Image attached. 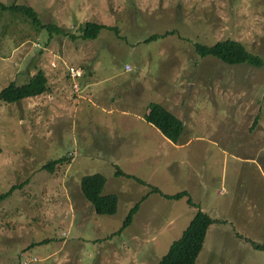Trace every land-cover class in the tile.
I'll list each match as a JSON object with an SVG mask.
<instances>
[{
	"label": "rangeland",
	"instance_id": "1",
	"mask_svg": "<svg viewBox=\"0 0 264 264\" xmlns=\"http://www.w3.org/2000/svg\"><path fill=\"white\" fill-rule=\"evenodd\" d=\"M0 1L28 4L44 23L54 22L66 31L50 35L46 29L39 30L30 17L0 10V89L11 81L27 83L39 69L45 74L51 69L49 78L57 73L62 79L61 85L49 86L50 92L42 95L14 102L0 100V194L22 184L0 201V264H24L32 256L39 260L31 264H136V253L147 252L151 244L158 260L188 226L196 209L186 203L187 197L166 199L152 192V186L164 194L187 188L198 204L223 205L219 209L223 215L235 208L234 222L227 226L243 221L262 224L264 62L259 66L226 64L213 56H198L194 45L230 38L264 61V0ZM86 21L116 25L119 34L105 29L96 39H83L79 27ZM169 30L174 33L145 42L151 34ZM95 56L100 71L107 74L109 70L117 78H138L135 90L141 92L142 87L148 99L170 105L185 126L181 133L183 140L188 139L185 144L173 147L160 133L151 138V127L141 123L135 127L137 143L131 142L128 150L130 144L125 149L121 145L122 150L115 152L119 144L113 133L118 121L99 120L107 118L106 113L66 86L67 66L85 68ZM126 64L134 69L126 71ZM111 86L113 82L106 81L90 88L94 92ZM80 100L91 107L87 122L81 110L72 117L77 110L74 104ZM93 114L100 118L96 120ZM97 131L105 132V141L94 139L95 134L87 136ZM80 136L85 145L89 141L88 149L80 145ZM107 147L111 151L96 150ZM69 151L73 158L59 164L55 172L42 168L49 160L68 156ZM117 166L146 184L139 186L134 179L116 176ZM96 172L106 176L107 189L111 191L109 184L119 190L115 216L96 215L78 189L80 176ZM140 187L149 196L133 224L114 238L120 244L115 253L106 241L93 242L120 230ZM45 197L60 198L64 207L59 199L47 202ZM218 216L222 217L219 212ZM136 236L142 238L139 249L140 242L133 241ZM204 239L209 241V236ZM231 239L229 245L238 248L241 241ZM215 247V239L211 248L206 243L197 264H222L223 255L216 254ZM250 247L248 255L264 257ZM202 253L205 262L200 261ZM228 264L241 261L236 258Z\"/></svg>",
	"mask_w": 264,
	"mask_h": 264
},
{
	"label": "trees",
	"instance_id": "2",
	"mask_svg": "<svg viewBox=\"0 0 264 264\" xmlns=\"http://www.w3.org/2000/svg\"><path fill=\"white\" fill-rule=\"evenodd\" d=\"M0 10L22 13L30 17L33 21V24L39 30L46 29L50 33V35H52L53 33L66 34L65 29L57 25L56 23H44L39 13L28 4L14 3L11 5H6L0 1ZM105 29L116 31L119 34V27H117L116 25H106L94 21H86L83 26L79 27L81 38L91 40L96 39L99 36L100 32ZM170 33H174V31L169 30L165 31L162 34H151L145 39V42L156 39L158 37L166 36ZM194 50L200 57L213 56L226 64L248 63L251 65L259 66L264 62L261 56L249 51L242 42L230 38L219 40L212 45H205L196 42L194 45ZM82 70L84 75L86 69L82 68ZM83 75L78 79L79 82ZM68 77L70 78V76ZM48 89L49 86L47 75L42 69H39L34 73V75L31 76L30 80L27 83L18 84L15 81L7 83L3 88L0 89V100H3L5 102L20 101L29 96L44 94L48 91ZM72 91L75 94V91L73 89ZM147 107L148 111L144 114L145 120L154 125L169 140H171L172 142H177L184 128L182 120L159 101H150L147 104ZM69 153L70 151L68 152V156H61L57 159L49 160L42 166V168L50 173L55 172V169L59 164L70 161L73 158V152H71V155H69ZM115 174L116 176H125L127 178L134 179L141 185L146 184V182L142 179L124 172L119 168V166H117ZM106 183V176L99 172H96L80 176L77 186L83 196V199L89 204V206H91L96 215L115 216L119 208V196L114 192H106ZM21 186L22 184L12 185L9 191L0 194V201L11 196L13 192ZM151 188L152 192L159 193L166 199L178 200L182 197H187L186 203L189 206L197 208L188 226L183 229L181 235L177 239L173 240L170 243L166 252L160 256L156 264H196L198 255L203 249V241L207 229L216 221L211 219L206 214V212L200 209L198 205L193 202L186 190H182L174 194H164L159 191L158 187L152 186ZM53 195L55 194L53 193ZM146 196H143L133 205L119 231H115L112 235H110V237L105 236L103 238L93 239V242H101L103 240L111 239L112 236L119 235L123 230H126L128 227H130L133 224L141 201L144 200ZM45 198L47 202H57L58 199L61 202L60 198ZM72 198H77V195H73ZM61 204L63 206L62 202ZM37 219H35V221H37ZM51 239L45 240V242ZM253 244L257 248H259L260 246H264V244H258L256 242H253ZM30 245L31 247L35 246V244L33 245V242H31ZM32 257L34 258L36 256ZM38 260L39 259L37 258L36 261H32L31 263L38 262Z\"/></svg>",
	"mask_w": 264,
	"mask_h": 264
},
{
	"label": "crops",
	"instance_id": "3",
	"mask_svg": "<svg viewBox=\"0 0 264 264\" xmlns=\"http://www.w3.org/2000/svg\"><path fill=\"white\" fill-rule=\"evenodd\" d=\"M81 58H82V55L79 56V61H81ZM94 59H97V57L96 56L93 57V60L91 61L90 66H85L86 71L80 80L81 89L77 93L76 96H78V98H80V99L90 100L91 102H93L95 109L99 108L101 113H106L107 118H103V117L100 118V115H98V117L96 118L94 115L95 113H94L93 118H95L96 120H98L100 118L99 120L106 121V122H109L110 120L118 121L114 125L115 127H114V133H113V137L114 136L118 137V139H115V142L119 144L118 151H115V152L120 151L121 145L125 149L124 146H126V143L130 144L129 147L126 146V149L128 150L131 148V146H133L131 142L134 141V143H137V141L135 139V134L137 132L135 127H137V124H141V123H145V124H147V126L151 127L152 133H149V134H152V135H150L151 138H153V137L157 138V133H160L161 137L165 141H168L169 139L166 136H164L154 125L147 122L144 118V114L146 113L147 104L152 100L148 99L144 95V90L142 87L139 88V90H141V92L138 90H135V88H137V84H138L139 79L138 78H136V79L121 78V77L117 78L116 75L109 74V70L107 71V74H105V70L101 69V71H100L99 67L96 66L97 62L94 63ZM80 66H82V64ZM127 66H130V64H126V66H125L126 71H132L134 69L133 66H130L131 70H128ZM76 67H79V66H76ZM79 68H81V67H79ZM50 71H51V69L49 70V72ZM49 72H48V74H49ZM48 74H46L47 78H48V86H52L53 84L61 85L62 79H61V77L58 76L57 73L52 74V76L50 78L48 77ZM66 74H67V76H69L68 72ZM120 76H122V73L120 74ZM116 79H117V81H116ZM106 81H112L113 86L108 87V88L96 89L94 92L91 90L90 87L97 85L99 83H102V82H106ZM121 82H124V83H121ZM66 86L68 87L69 92H70V87H71L70 78H69V81H67ZM151 87L152 86H150V89H151ZM150 89H149V91H150ZM48 92H50V87L48 89ZM133 92H134V94H133ZM86 93L89 96H86L87 95ZM146 93H148V92H146ZM134 95H137V96L139 95V96L133 97ZM35 96H37V95H35ZM32 97L33 96H31L30 98H32ZM81 101L82 100H80V102H78V101L75 102L74 105L77 106V110L74 108L75 111L73 110L72 117H74L75 112H78L81 110L84 114V119H86V122H87L88 110L91 107L85 106L84 105L85 103H82ZM129 101H134L137 103V105H134V106L128 105ZM159 102H161V101L159 100ZM162 104L164 106H166L174 114H176L178 118H180L179 115L171 108L170 105H167L164 102ZM87 124L90 125L89 123H87ZM94 127L99 128L96 125ZM183 127H184L183 130H184L185 126H183ZM103 131L107 132L106 130H103ZM103 131H100V132L97 131V133L89 134L87 136H94V134H95L94 139H97L100 142L105 141L107 137L103 136V133H105ZM78 138L80 141L79 142L80 145H82V148L84 150L88 149L87 148L88 144H90L89 141L85 145V138L82 136H80ZM186 140H188V139H186ZM186 140H183V137L180 135L177 142H172L171 140H169V144H171V146H173V147L174 146H180L178 143H180L181 145H184L185 144L184 141H186ZM150 141H152V139H150ZM115 142H113L112 144H116ZM96 150L100 151V152L101 151L102 152L111 151L108 149V147L105 150H102L100 148H97ZM89 151H91V150L89 149ZM122 158H120V159H122ZM136 159L138 160V157ZM192 171L194 172L195 175H198L195 171V168H193ZM106 185H107V183H106ZM137 185L142 186L139 183H137ZM108 187L111 189V191L106 188L105 189L106 192H108V193L114 192V193H117V195L119 196V192H118L119 190H117L116 187L110 186L109 184H108ZM183 190H186L187 192L191 191V190H188L187 188L183 189ZM78 196H79V194L77 195V198H78ZM143 196H146V198L144 200H142L140 203L139 209H138L137 214L135 216L136 219L140 214V211H141L143 204L146 202L147 197L149 196V194H146V192H143V189L141 188V189H139V196L137 197V199L135 200L134 203H136L138 200H140ZM208 197L209 196L206 195V199ZM77 198H75V199H77ZM198 198L203 199L200 196H198ZM81 200H82V198H80V201ZM170 200H172V199H170ZM119 201H120V198H119ZM193 201H194V203H196L198 205V207L200 209H202L204 212H206V214L211 219L216 221L214 224H212L208 227L206 235L209 236V241H206L204 239L205 241L203 242V246H205V244L208 243V248H211L212 247V241L215 239V243L217 245V248L215 247L216 248V254H220V255L222 254L223 255V260L221 261L222 264H228V262L230 260L236 259V258H238V260L241 261V264H264V257H257V255H254L253 253L251 255L247 254V252L251 249L250 246H253L254 249H256L259 252L264 254V246H262V247L260 246L259 248H257L253 244V242H256L258 244H264V242H258V241H264V221H261L262 224H259L260 222L256 223L259 225H254L250 221H243V223L239 224L238 226H233V225L227 226V224H233V222H234L232 220V218L234 216L233 211L235 210V208L231 207L230 209L226 210V214L223 215L222 212L219 211V209H222L223 205H220V204L214 205L212 203L213 206L212 205L209 206V205H207V202L204 205H202V202H199L200 204H198L197 200L193 199ZM79 206H81V205H78L77 207H79ZM194 209L197 210V208H195V207H194ZM196 210H194L192 212L193 216H194ZM218 212H219V215H222V217H219V216L217 217ZM212 215H213V217H212ZM71 217L73 218L74 216L71 215ZM192 217H190L187 225L191 221ZM136 219H134V220H136ZM114 232L115 231L107 234L106 236L110 237V235H112ZM206 235H205V237H206ZM229 235H230V237H229ZM250 235H252V236L259 235V237H258V239H253ZM117 236L118 235H114V236H112L111 239L103 240V241H106L105 245L107 247H110V246L112 247V249L114 250V253H115L116 249L120 246L119 243L114 241V238ZM103 237H105V236H102V238ZM135 238H136V240H135ZM135 238L133 240L134 242L137 240L140 242L139 246H138V249H139L142 245V238L137 237V236ZM230 238H232L231 239L232 242H234L236 239H238V241H241L238 248H236L235 246L229 245ZM114 246H115V249L113 248ZM154 249H155V245L151 244L148 247L147 252L141 254L140 250H139L136 253L137 254L136 264H148V262H149V264H152L153 262H154L153 264H156L158 260H157V257L155 256ZM109 252H111L110 249H109ZM202 252H203V250H202ZM227 254L229 256V259L227 258ZM202 256H203V253L200 254V258H202ZM200 261L205 262L206 261V255L203 256V259H200ZM198 262H199V258L197 260V263ZM118 264H122V262L118 261Z\"/></svg>",
	"mask_w": 264,
	"mask_h": 264
},
{
	"label": "built area",
	"instance_id": "4",
	"mask_svg": "<svg viewBox=\"0 0 264 264\" xmlns=\"http://www.w3.org/2000/svg\"><path fill=\"white\" fill-rule=\"evenodd\" d=\"M54 65V63H52ZM127 69L130 70L131 67L127 66ZM68 74L70 76L71 82H72V89L75 91V93H78L80 91V82L79 78L83 75V70L79 67L74 66H67ZM37 258H27L24 264H30L32 261H36Z\"/></svg>",
	"mask_w": 264,
	"mask_h": 264
},
{
	"label": "clouds",
	"instance_id": "5",
	"mask_svg": "<svg viewBox=\"0 0 264 264\" xmlns=\"http://www.w3.org/2000/svg\"><path fill=\"white\" fill-rule=\"evenodd\" d=\"M71 81V80H70ZM72 83V82H71Z\"/></svg>",
	"mask_w": 264,
	"mask_h": 264
}]
</instances>
